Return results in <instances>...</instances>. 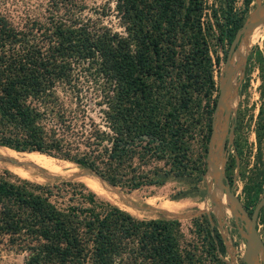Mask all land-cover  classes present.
I'll use <instances>...</instances> for the list:
<instances>
[{
  "label": "trees",
  "instance_id": "trees-1",
  "mask_svg": "<svg viewBox=\"0 0 264 264\" xmlns=\"http://www.w3.org/2000/svg\"><path fill=\"white\" fill-rule=\"evenodd\" d=\"M217 1L210 20L205 0H113L121 31L81 0H43L32 14L0 1V146L126 189L201 180L219 59L209 40L228 45L242 22L232 0ZM259 120L258 145L264 111ZM239 174L250 212L264 192V152L255 173ZM190 221L185 233L178 218L135 216L80 181L0 170V249L24 251V264H226L213 213Z\"/></svg>",
  "mask_w": 264,
  "mask_h": 264
},
{
  "label": "rangeland",
  "instance_id": "rangeland-1",
  "mask_svg": "<svg viewBox=\"0 0 264 264\" xmlns=\"http://www.w3.org/2000/svg\"><path fill=\"white\" fill-rule=\"evenodd\" d=\"M0 1L4 5V9H8L14 14L22 12L32 14L41 10L40 1L42 2L43 0ZM81 1L86 5L84 11L87 14L93 15L95 13L93 12L94 8L98 11L103 9L107 14L100 16L102 22L115 30H122L113 9V0ZM262 1L264 0H232V10L237 15L242 16V24L247 20L255 5ZM205 2L210 20L214 19L212 15L213 8L216 9V18L220 19L218 1L205 0ZM259 24L260 30L249 38L248 43L242 50L243 55H241L242 59L239 62V71L235 76V93L229 102L223 99L221 100L222 105H219L216 134L213 138L212 146V158L218 163L217 170L222 173L223 182L231 188L233 194L239 198L242 205L244 179L241 178L239 171L243 170L246 175L255 173L258 166H260L264 152V138H261L259 145L255 138V130L261 123L259 115L264 111V21ZM214 32V34L218 33L217 27L214 28ZM228 46L229 44L227 45L225 40L218 41L215 37L209 40L211 56L213 58L216 55L219 56L218 64L213 66L212 71L215 83V90L213 91L214 106L218 97L219 86L224 80L222 64ZM235 118L236 122H238L236 130L233 126ZM235 136H237L236 140L234 139ZM235 144L240 155L235 153ZM196 147L197 145L195 144ZM0 148H2L0 150V170H7L13 175L39 183H51L60 179L80 181L94 193L96 192L95 194L99 198L114 203L135 216H176L180 220L181 228L185 233H187L191 225L190 218L193 214L199 211H211L225 245L223 258L226 264H241V262H244L242 254L245 248V220L239 209L227 199L224 191L219 188L216 180L206 171V161L202 179L193 183L198 189L202 190V193L199 194L194 188H191L193 186L191 182L171 178L160 184H147L134 189H126L118 185H109L90 173L88 169L65 159L43 155L42 153L41 155L45 156L49 166L52 164L50 167L48 166L49 170L47 167L45 168L37 162L28 159L26 152L29 151H15L10 148L6 149L4 146ZM38 154L40 153L38 152ZM258 155L259 158H257ZM43 156H40V158H44ZM85 177L96 181L102 187V190L91 188L86 181L84 182ZM185 189L188 190L186 194L175 196L178 191ZM114 193L119 195V197H115ZM216 195L221 196V202L215 200ZM162 201H172L177 206L173 209L158 206ZM256 227L264 244V209L260 215H257ZM260 253L258 264H264V249ZM24 255V251L2 247L0 249V264H24Z\"/></svg>",
  "mask_w": 264,
  "mask_h": 264
},
{
  "label": "water",
  "instance_id": "water-1",
  "mask_svg": "<svg viewBox=\"0 0 264 264\" xmlns=\"http://www.w3.org/2000/svg\"><path fill=\"white\" fill-rule=\"evenodd\" d=\"M264 1L261 3H257L254 9L250 12L247 20L243 22L234 32L233 37L229 43L228 49L225 53V57L223 59V70H224V80L219 86L218 97L215 102L214 109L211 115V131L207 142V149L205 154V161H206V171L216 180L219 188L224 191L227 199L231 201L240 211L241 215L243 216L245 223H246V232H245V248L242 254V258L245 264H258L259 261V253L263 252L264 244L263 241L258 233L256 227V218L259 212V209L264 204V192L259 196L257 201L255 202L254 206L252 207L251 211L248 212L242 203L240 202L239 198L233 194L231 188L223 182V175L222 173L215 169V165L217 161H215L212 156V146H213V138L216 134V119L217 113L219 110V105H222L221 100H225V90L231 84V78L233 75V71L230 66V58L233 52L235 51L237 42L239 37L247 31L252 30L257 24L264 21ZM93 175H95L100 180H103L94 172L89 171ZM105 181V180H103ZM106 182V181H105ZM108 183V182H106ZM109 185H112L108 183ZM208 211V210H207ZM202 211H199L194 215L199 214ZM164 217H175L176 216H164Z\"/></svg>",
  "mask_w": 264,
  "mask_h": 264
},
{
  "label": "bare ground",
  "instance_id": "bare-ground-1",
  "mask_svg": "<svg viewBox=\"0 0 264 264\" xmlns=\"http://www.w3.org/2000/svg\"><path fill=\"white\" fill-rule=\"evenodd\" d=\"M260 30V24H257L252 30L250 31H247V32H244L238 39V42H237V45H236V48H235V51L233 52V54L231 55V58H230V66H231V69L233 71V75H232V78H231V84L226 88L225 90V98L226 100H228V102L231 100V98L233 97L234 93H235V76L236 74L238 73V67H239V62L241 61L242 59V56L243 55V48L245 47V45L248 43V40L249 38L253 37V35L257 34V31ZM1 147V146H0ZM2 148H0L1 150ZM7 149V148H6ZM9 150V149H8ZM7 150V151H8ZM13 151V150H12ZM1 152V151H0ZM4 152V151H3ZM28 155H27V158L34 161V162H37L38 164L44 166L45 168L47 167L49 169V167L52 165L49 166V163L46 161L45 159V156L41 155V154H38V153H34V152H26ZM37 155V156H35ZM39 155V156H38ZM40 156L44 157V158H40ZM26 158V159H27ZM21 161V160H20ZM25 162V161H24ZM10 164V163H9ZM6 165V164H5ZM9 166V165H8ZM11 166V165H10ZM18 166V165H17ZM49 166V167H48ZM218 168V163L215 165V169ZM58 169V168H57ZM50 170V169H49ZM59 170V169H58ZM53 171V170H52ZM60 171V170H59ZM55 172V171H54ZM77 172V171H76ZM69 173V172H68ZM81 177V176H79ZM32 179V178H30ZM85 179V180H84ZM83 180L84 182L86 181L87 184L95 189V190H99L101 191L102 187H100L98 185V183L96 181H94L93 179L91 178H88V177H85ZM104 192V191H103ZM96 193V192H95ZM113 193V192H112ZM115 194V195H114ZM112 195H114L115 197H119V195H117L116 193H114ZM111 196V195H110ZM132 197V196H131ZM116 199V198H115ZM118 199V198H117ZM121 199V197H120ZM119 200V199H118ZM215 200L217 202H221L222 198L221 196L219 195H216L215 196ZM152 202V201H151ZM119 203V202H118ZM122 203V202H121ZM184 204V203H183ZM203 205V204H202ZM160 207H163V208H166V209H173L175 208L177 205L175 203H173L172 201H162L159 203ZM207 206V205H206ZM204 206V207H206ZM200 207V206H199ZM135 211V210H134ZM179 211V210H178ZM147 212V211H146ZM149 212V211H148ZM139 214V213H138ZM261 254V253H260ZM262 257V256H261Z\"/></svg>",
  "mask_w": 264,
  "mask_h": 264
}]
</instances>
